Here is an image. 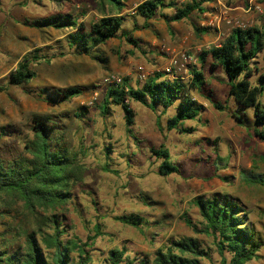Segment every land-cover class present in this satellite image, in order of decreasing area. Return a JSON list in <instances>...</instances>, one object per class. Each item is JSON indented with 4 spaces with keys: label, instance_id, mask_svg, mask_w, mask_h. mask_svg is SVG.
<instances>
[{
    "label": "rangeland",
    "instance_id": "374dc122",
    "mask_svg": "<svg viewBox=\"0 0 264 264\" xmlns=\"http://www.w3.org/2000/svg\"><path fill=\"white\" fill-rule=\"evenodd\" d=\"M142 1L126 3L121 32H131L140 25L139 17L130 15ZM256 1L262 11L248 13L245 21L240 20L247 26L264 25V0ZM222 4L215 8L228 7ZM98 6V0H0V156L10 160L25 154L22 144L32 138L33 116H49L56 124L53 138L61 136V144L83 170L81 180L67 190L68 203L56 210L64 216L62 238L84 242L98 226V236L88 249L92 264H106L111 250H123L125 264H152L157 249L184 237L196 238L209 253L210 261L202 259L200 264H218L211 238L194 234L184 223L185 219L193 225L200 221L192 199L213 194H225L242 206L246 225L260 243L258 258L247 264H264V143L252 132H232L230 112L239 116L242 111L227 96L223 72L220 68L211 71L208 63L204 64L201 90L189 92L196 103L204 104L203 115L196 111L195 116L179 122V127L191 129L190 133L165 129L166 119L178 111L177 104L162 114L140 107L147 116L136 113L127 131L119 107L109 104L105 114L99 108L107 89L100 85L102 76L116 73L114 70L122 65L131 71L137 63L127 55L129 50L125 52L129 47L124 40L113 39L89 54L77 55L65 42L71 30L34 25L37 20L61 14L87 28L101 17ZM216 9L213 7L212 13ZM110 10L106 6L105 14ZM197 18L190 20L196 22ZM204 28L221 30L220 41L230 32L223 23ZM115 50L119 55L114 54ZM180 50L194 57L198 54L190 48ZM24 55L28 60L34 55L39 57L29 64L34 77L22 87L10 86L8 75ZM253 64L262 66L260 55ZM165 65L158 73L163 74ZM192 67L198 69V61ZM120 75L128 87L137 86L130 76ZM178 77L185 83L191 79L189 71ZM255 79L253 75L252 84ZM68 86L85 90L67 101L53 104L46 100L51 90ZM93 93L95 101L88 106L86 102ZM258 100L264 107V85ZM211 101L223 110L212 108ZM243 114L241 126L264 131V125H254L250 109ZM159 147L168 152L178 173L158 175L160 161L149 149ZM128 215L140 218L141 224L133 228L115 220ZM8 220L6 216L0 220V233Z\"/></svg>",
    "mask_w": 264,
    "mask_h": 264
},
{
    "label": "trees",
    "instance_id": "16d2710c",
    "mask_svg": "<svg viewBox=\"0 0 264 264\" xmlns=\"http://www.w3.org/2000/svg\"><path fill=\"white\" fill-rule=\"evenodd\" d=\"M128 1L99 0L101 17L87 28L72 20L71 16L61 14L37 20L34 25L71 30L65 42L67 48H74L77 55L89 54L99 45L117 37L135 44L131 32L120 31L123 15L119 14ZM209 1L144 0L135 7L134 14L146 22L159 8L166 7L172 13L164 18L165 22H178L188 19L192 13L201 14L204 3ZM106 6L111 9L109 14L104 12ZM192 30L195 35L206 31L194 25ZM257 55L262 60L260 68L253 64ZM38 59L36 55L30 60L22 56L14 71L9 73L7 84L15 87L27 84L34 77L29 64ZM196 59L199 68H190L191 79L188 83L180 79H166L164 74L156 73L141 85L131 88L127 87L126 79L123 78L121 86L105 90L99 107L101 113H106L109 104L119 107L126 130L129 131L133 118L129 101L137 102L151 111L156 107L166 110L177 104L178 111L166 119L165 129L180 134L190 133L191 129L179 127V122L202 110V106L191 98L189 92L201 90L204 84L202 69L207 62L211 71L221 69L227 81V96L242 111L239 116L230 112L231 117L241 124L243 111L250 109L254 125H264V107L258 100L264 85V25L233 29L217 46L200 51ZM253 75H256V79L252 84ZM84 90L80 86L53 89L46 100L53 104L67 101L82 95ZM190 105L196 107L190 108ZM210 105L217 111L223 110L222 106L212 101ZM78 116L75 114V117ZM32 121V138L22 144L25 156L10 160H3L0 156V220L5 216L9 219L4 222L0 233V264H92L88 249L98 236V226L93 228V236H88L84 242L76 238L64 241V216L56 211L68 203L67 190L81 180L83 170L76 164L74 155L70 156L61 144V136L53 138L52 130L56 124L49 116H33ZM252 134L264 143V131L253 129ZM149 151L160 161L157 170L159 176L178 173L165 149L150 148ZM192 205L200 221L193 225L185 219L184 223L194 234L200 233L211 238L219 256L218 264H247L258 258L260 243L246 225L245 212L236 200L225 194H213L193 198ZM115 220L133 228L141 224V219L135 215L116 217ZM123 253V250L109 251L106 264H125ZM202 259L210 261L209 253L200 247L196 238L184 237L157 249L152 264H200Z\"/></svg>",
    "mask_w": 264,
    "mask_h": 264
},
{
    "label": "crops",
    "instance_id": "0c3cea01",
    "mask_svg": "<svg viewBox=\"0 0 264 264\" xmlns=\"http://www.w3.org/2000/svg\"><path fill=\"white\" fill-rule=\"evenodd\" d=\"M222 3L225 4L224 6H228V8L231 9V11L229 12L231 16H234L235 18H238L239 20L242 21L243 20L245 21L248 18V13L243 12L241 9V0H211L207 3H204L203 5L204 10L201 14H198V18H197L198 21L196 20V22L194 21L192 22L190 20L191 17L193 18V16H197L196 13H192L188 19L180 20L178 22L170 21L166 23L164 18H168L172 13L171 10L166 7L159 8L156 11L155 15L146 22H144L143 19L139 17L140 25H137V27L131 31V37L135 41V44L128 43L123 39L125 44L129 47V49L125 50V52H128L129 50L130 52L127 55H130L132 58H135L134 63L137 62L134 66L135 69L132 68L131 71H128V69L122 65L114 70V72L116 73L113 72L105 73L102 76V78L107 74H115L120 77H123L120 75L122 74L124 75V77L130 76L132 78L131 83L136 82L137 85H140L141 83L137 81L138 73L139 74L143 73L145 75V80H146L148 77H151L154 74H156V72L158 73V71L162 69L164 63H167L168 54L164 50L176 51L182 48L184 49L190 48L191 50H195L199 53L200 51L207 50L212 46H217L220 43V40L218 39L222 35L221 30L215 32L214 29L213 31H209V29L205 28L206 31L197 33L198 35H195L192 30V25L196 26L200 30L206 27V22H207L206 20L211 18L212 15L211 9L213 7L214 8L217 7L218 5H223ZM124 10L125 9H123L119 15H122ZM130 16L131 17L136 16L134 14V10L131 12ZM258 26L259 24H257V27ZM114 39H116L117 41L118 39L119 41L120 39L122 40V38L120 37ZM106 43L99 46L103 47V45H105ZM210 43L212 44L211 46H209ZM114 54L119 55L117 50H115ZM122 57L123 56H121V58ZM116 60L118 61L117 58ZM130 61H128V63H130ZM163 77L164 76H162V78ZM165 78L168 79V77ZM128 104L133 114V117L136 113L139 112L147 116V114L143 110H141L140 107L147 109L150 113L158 112V114H162L165 111L161 107H156L154 108V111H151L148 108L133 101H129ZM198 105L200 104L198 103ZM200 106H204V104L201 103ZM203 112L204 110L202 108V110L199 111V116L203 115ZM229 124L230 127L232 128V132H252L251 129H246L244 126H241V124L237 123L231 117V115L229 117Z\"/></svg>",
    "mask_w": 264,
    "mask_h": 264
},
{
    "label": "built area",
    "instance_id": "2783aa9c",
    "mask_svg": "<svg viewBox=\"0 0 264 264\" xmlns=\"http://www.w3.org/2000/svg\"><path fill=\"white\" fill-rule=\"evenodd\" d=\"M216 9V8H214ZM241 9L245 13H261L262 9L256 0H241ZM231 11L228 7L220 6L213 11L211 18L206 22L209 27H218L221 23L227 25L230 31L233 29H243L247 26V23L238 20L234 16H231L229 12ZM168 54V61L163 69V74L168 77V79H179L181 73H186L190 70L189 68L196 65V57L188 55L184 50H164ZM145 75L143 73H138L137 81L144 82ZM122 84V77L115 74H107L100 80V85L104 88L109 87H119ZM96 94L87 100L86 105L90 106L93 101H95Z\"/></svg>",
    "mask_w": 264,
    "mask_h": 264
}]
</instances>
